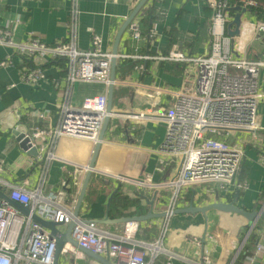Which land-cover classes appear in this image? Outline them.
Returning <instances> with one entry per match:
<instances>
[{"label":"crops","instance_id":"crops-1","mask_svg":"<svg viewBox=\"0 0 264 264\" xmlns=\"http://www.w3.org/2000/svg\"><path fill=\"white\" fill-rule=\"evenodd\" d=\"M139 1L78 0L77 47L89 49L93 36L97 35L103 49L113 53L117 33ZM208 1L148 0L125 29L118 44L113 108L126 115L111 117L109 121L82 202L80 218H104L109 197L119 185L130 197L141 193L146 212L139 214L133 207L122 210L118 216H110L111 219L146 215L151 209L147 199L155 198L153 212L168 210L173 193L171 188H139L133 180L151 176L155 181H163L177 173L178 160L164 149L167 122L155 115L172 107L175 93L183 86L187 74L182 65L160 57L167 56L173 46L189 55L206 51L211 23ZM70 13L71 0H0V28H11L13 38L19 42L33 35L47 44H54L67 39ZM256 22L257 18L247 10L242 15L240 34L233 40L239 54L264 60V37H257ZM134 23L140 32L138 39L133 37ZM12 54L13 48L0 45V60ZM146 55L148 59L142 58ZM15 61L16 65L0 67V162L3 165L0 186L7 188L9 183L32 189L40 179V167H30L37 158L20 147L13 131L18 125H25L31 133L37 127L47 130L57 125L63 99V88L58 83L65 77V71L62 61H43L40 66L47 77L32 85L21 78V63L18 59ZM260 84L264 90V66L260 70ZM104 90L102 84L78 82L73 87L72 105L78 106L86 96ZM140 112L148 115L136 117ZM257 126L254 130L233 133L230 138V142L242 140L244 143L238 179L247 186L239 189L237 205L246 210L264 209V202L256 208L264 188V102L258 109ZM94 148L95 143L89 139L60 137L48 165L45 194L62 198L74 209ZM205 188H185L175 208L186 207L191 202L196 206L230 202L236 192L208 193ZM262 220L263 228L257 227ZM247 223L245 217H237L235 213L210 210L206 215L173 214L169 218L98 226L119 236L126 231L133 233L132 238L148 244L160 241L158 245L162 251L156 257L148 251V264H244L247 256L255 252L256 243H264V218L256 221L246 237L251 222L245 232L240 234L239 230ZM67 226L64 224L60 228L65 231ZM254 230L258 232V238L242 258ZM108 258L116 264L114 257ZM59 264L102 263L81 251L78 255L62 251Z\"/></svg>","mask_w":264,"mask_h":264},{"label":"built area","instance_id":"built-area-1","mask_svg":"<svg viewBox=\"0 0 264 264\" xmlns=\"http://www.w3.org/2000/svg\"><path fill=\"white\" fill-rule=\"evenodd\" d=\"M256 4L255 0H244L242 6ZM208 5L211 23L206 51L189 55L173 46L167 56L160 57L182 65L187 74L183 86L175 93L172 107L155 115L167 122L164 149L178 160L177 173L163 181H155L151 176L133 180L139 188L173 190L166 218L173 215L185 188L205 186L208 193L226 194L247 186L238 179L244 143L242 140L230 142V138L233 133L258 127L257 113L264 102L260 84L264 60L250 59L237 52L227 30L228 22L233 19L228 14L227 0H209ZM78 16V0H71L69 34L67 39L54 44H47L33 35L19 42L13 38L11 28H0V45L13 48L12 55L0 60V67L16 65L15 59H18L21 78L32 85L47 77L40 66L43 61L61 60L65 71V77L58 83L63 88V99L57 125L47 130L37 127L30 132L33 139L30 143L39 150L37 159L30 165L40 167L37 185L28 189L7 183V188L4 187L10 199L29 206L31 213L24 214L0 197V264H54L56 240L48 229L32 218V213L63 224L74 220L71 237L77 245L102 256L114 257L116 264H148V251L153 257L162 251L158 245L160 241L148 244L135 240L133 233L127 231L121 236L109 233L99 228L95 221L75 217L74 209L62 198L45 194L47 169L54 157L57 140L72 136L96 144L108 114V87L114 54L103 49L97 35L93 36L89 49L77 47ZM132 30L133 37L140 38L135 23ZM255 33L258 38L264 37V19H257ZM78 82L102 84L105 90L86 96L80 105L74 106L72 92ZM147 115L140 112L135 116L143 118ZM262 160L264 162V156ZM262 234L264 236V231ZM63 251L78 255L80 250L68 243ZM244 264H264L263 242L256 243L255 252L247 256Z\"/></svg>","mask_w":264,"mask_h":264},{"label":"water","instance_id":"water-1","mask_svg":"<svg viewBox=\"0 0 264 264\" xmlns=\"http://www.w3.org/2000/svg\"><path fill=\"white\" fill-rule=\"evenodd\" d=\"M147 1L148 0H140L139 1V3L133 9L131 14L127 17L124 24L122 25V27L120 28V30L117 33L115 43H114V48H113L114 57L112 58V68H111V77H110L111 83L109 84V87H108V106H107L108 114H107L105 121L103 123L102 129H101V132L99 135V140L95 144L92 159L88 165L87 173H86V176H85L84 181L82 183L78 200H77L76 205L74 207L73 213H74L75 217H79L80 209L82 207V202H83L89 181H90L91 176L93 174V170H94L95 164H96V159H97L102 141L104 139L109 121L111 120V117L126 115V112L116 111L113 108V96H114V89L116 86V65H117L116 55L118 54V44L120 42V39H121L125 29L132 22V20L135 18V16L140 12V10L143 8V6L145 5V3ZM235 10L237 11V13L235 14L232 21L227 25L228 34L232 37H235V36L240 34L242 15L247 12V8L242 7V6H236ZM13 134L16 136V139H17L20 147L24 151H26L28 154H30L34 157H37L39 155L38 147L32 146V144L30 143V141L33 139L30 135V131H28V129L25 125H18V127L13 131ZM119 187H120V185H119ZM114 193H112L109 197L105 217L102 219H99V220H92V221H95L98 224H108V223H120V222H130V221H145V220H148L151 218L166 217L168 215V212H165V211L159 212V213H155L152 211V206L154 204V199H155L154 198L153 200L147 199V201L151 205V209L149 210V212L146 215L133 216V217H122L119 219H111L110 215H109V210H110L109 208H110V203H111V200L114 196ZM0 197L5 199L8 203L13 205L17 209H19L24 214L28 215L31 213L29 206H25L19 202H16V201L10 199V197L6 193V190L2 186H0ZM239 197H240V190L236 189V192L234 194V199L230 202L216 201V202L209 203V204L202 205V206H196L191 202V204L186 206V207L176 208L173 211V214L202 213V214L206 215L207 212L210 210H219V211H223V212H234V213H238V214L243 215L249 222H251L249 228L252 229L254 227L256 221H258L260 218H264V209H262V210H246V209H243L237 205ZM32 218L35 221H37L39 224H41L43 227L48 229L50 234L56 240L54 264H59V258H60V255H61L63 248H64L66 243H70L71 245L78 247V249L82 253L96 259L97 261L101 262L102 264H113L110 261V259L108 258V256L104 257L102 255H99L97 253L92 252L89 249H86V248H83V247H80L77 245L76 241L74 239H72V237H71L72 229L75 226L74 220H72L68 224L67 229L65 231H63L60 227L63 226L64 224L61 222H56L53 219L44 218L43 216L39 215L38 213H32ZM88 221H90V220H88Z\"/></svg>","mask_w":264,"mask_h":264},{"label":"trees","instance_id":"trees-1","mask_svg":"<svg viewBox=\"0 0 264 264\" xmlns=\"http://www.w3.org/2000/svg\"><path fill=\"white\" fill-rule=\"evenodd\" d=\"M227 1L230 5V9L228 11V14L230 17L234 18L235 14L237 12L235 10V7L236 6H242L244 4V0H227ZM255 1L257 2L256 5H247L246 8H247V10L250 11V13L253 16H255V18L264 19V0H255ZM242 7H244V6H242ZM142 19H141V22H143ZM229 23L230 22H228V24ZM164 32L166 34L170 33V31H164ZM59 61H61V60H59ZM240 177H241V171H240ZM143 197L144 196L141 193L136 194L135 197H130L129 195L125 194L119 187L115 191L114 196H113L111 203H110V210H109L110 216H112V217L118 216L119 214H121L123 212L122 210L133 208V207H135V212H137L139 214H144L146 212V206H144L142 203ZM263 202H264V188L262 189V192L260 193V195L257 199L256 208L259 209L262 206ZM257 227L263 228V220H262V222H260L258 224ZM257 227H256V229H257ZM257 238H258V232L256 230H254V232L251 234V236L247 240L244 252L241 254L240 257L243 258L246 250L251 249L255 245V241Z\"/></svg>","mask_w":264,"mask_h":264},{"label":"rangeland","instance_id":"rangeland-1","mask_svg":"<svg viewBox=\"0 0 264 264\" xmlns=\"http://www.w3.org/2000/svg\"><path fill=\"white\" fill-rule=\"evenodd\" d=\"M101 90H102V89H101ZM100 92H101V91H100ZM229 213H234V212H229ZM235 215H236L237 217H244L243 215L238 214V213H235ZM249 224H250V222H249ZM249 224L247 223V225L245 224V225H243V226L241 227V229L239 230L240 234H241L242 232H245V230L249 227Z\"/></svg>","mask_w":264,"mask_h":264}]
</instances>
